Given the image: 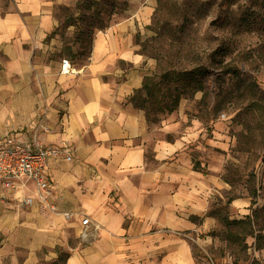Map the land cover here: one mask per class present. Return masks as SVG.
Here are the masks:
<instances>
[{
  "label": "crops",
  "instance_id": "obj_1",
  "mask_svg": "<svg viewBox=\"0 0 264 264\" xmlns=\"http://www.w3.org/2000/svg\"><path fill=\"white\" fill-rule=\"evenodd\" d=\"M68 2L0 0V138L36 132L45 146L73 151L47 171L58 212L9 199L7 235L32 251L87 238L66 264H197L185 233L212 224L205 214L219 181L192 167L193 131L169 140L172 127L150 125L130 101L155 70L141 48L149 35H137L150 10L95 35L88 63L65 73L47 53L59 47L51 35Z\"/></svg>",
  "mask_w": 264,
  "mask_h": 264
},
{
  "label": "rangeland",
  "instance_id": "obj_2",
  "mask_svg": "<svg viewBox=\"0 0 264 264\" xmlns=\"http://www.w3.org/2000/svg\"><path fill=\"white\" fill-rule=\"evenodd\" d=\"M133 9L150 10L137 35H149L141 48L155 60L154 72L209 69L199 78L202 92L149 123L171 126L169 140L193 131L185 147L192 167L219 181L205 214L212 224L185 233L197 264H264V0H69L60 7L59 47L48 51V60L67 59L82 68L95 35L127 20ZM225 64L232 73L224 72ZM248 216L254 237L238 253L225 240L224 221ZM255 236L262 237L260 244ZM87 240L71 236L64 245L38 251L17 246L7 235V191L0 186V264H54L60 252L59 263L66 264L69 248Z\"/></svg>",
  "mask_w": 264,
  "mask_h": 264
},
{
  "label": "built area",
  "instance_id": "obj_3",
  "mask_svg": "<svg viewBox=\"0 0 264 264\" xmlns=\"http://www.w3.org/2000/svg\"><path fill=\"white\" fill-rule=\"evenodd\" d=\"M62 71L75 72L69 60L62 61ZM47 131L45 125H41ZM64 158L73 161V151L70 146H45L35 132L29 140H24L15 134H7L0 138V186L7 191V200L15 202L20 208L38 206L51 213H57L52 185L48 176V167L53 159ZM33 185L32 194L18 196L25 187ZM71 218L70 213H64ZM90 220L84 218L82 225H89Z\"/></svg>",
  "mask_w": 264,
  "mask_h": 264
},
{
  "label": "trees",
  "instance_id": "obj_4",
  "mask_svg": "<svg viewBox=\"0 0 264 264\" xmlns=\"http://www.w3.org/2000/svg\"><path fill=\"white\" fill-rule=\"evenodd\" d=\"M56 31L51 36H55ZM221 68H224V72H233L229 64H225ZM208 71L209 69L204 66H197L189 70H179L172 67L162 68L159 73L153 72L151 75L145 76L142 88L134 92L130 101L136 108L146 112L149 123L153 122L157 114L175 112L182 98L192 97L195 93L202 92L204 85L199 78L208 75ZM259 112L263 113L264 107H259ZM194 168L199 171L198 167ZM224 223L227 228L225 240L228 245L235 247L238 253L245 252L247 238L254 237L251 217L248 216L245 220L225 218ZM255 238L260 244L262 237L255 236ZM259 246L264 248V244ZM63 254V252L59 253V260H62ZM66 255L67 261L69 254ZM59 260L55 261L54 264H60Z\"/></svg>",
  "mask_w": 264,
  "mask_h": 264
}]
</instances>
